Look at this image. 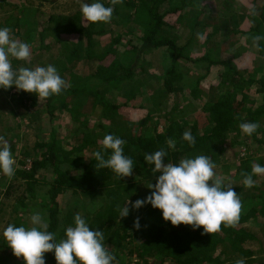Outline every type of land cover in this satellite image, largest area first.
Wrapping results in <instances>:
<instances>
[{
    "label": "trees",
    "instance_id": "16d2710c",
    "mask_svg": "<svg viewBox=\"0 0 264 264\" xmlns=\"http://www.w3.org/2000/svg\"><path fill=\"white\" fill-rule=\"evenodd\" d=\"M178 1L183 4V7L176 5L177 0H119L114 6L112 0H103L106 7L114 8L110 22H87L80 11L71 15L49 14L45 22H40L38 27L41 26V30L37 36L32 34L33 24L30 22L34 9L24 10L23 3L18 1L15 4V9H17L15 13L0 22V27H9L12 38H21V41L30 46L32 43L35 46L40 40V45L36 47V51L31 57L33 62L10 58L12 68L16 70L21 66L35 68L52 64L66 81V87L58 95L41 99L35 93L17 91L14 86L7 90L0 89L1 92L10 96V102L13 105V111L10 113L14 116L17 115L20 119L28 117L31 122H34L38 120V115H36L38 112L35 113L38 106L40 109L45 108L51 116L55 115V111L60 107L63 108L62 110H69V100H64V97L83 99L89 95L93 96L95 103L106 104V101H102L103 97L100 96L102 87L114 86L125 78H133L132 75L138 70H141L144 75L151 73L153 76L155 74V79H160L166 87L165 89L173 92L175 85L185 83V69H190L191 66L197 67L203 61H207L210 68L219 64L225 65L224 61L217 62L206 59V53H203L200 58L193 59L197 51L193 42L199 36V40L206 43L205 48L208 49L209 44L214 40V35H219L220 28L223 34L225 31L226 33L232 32L231 29L227 30L228 21L231 22V28L233 27L232 20L221 22L220 19L226 18L221 17L222 13L217 14V20L212 17L204 18V11L199 7L201 4L185 0ZM225 3L227 0H223L222 7L225 6ZM253 6L252 10L257 11L260 8V5L257 4ZM233 8L234 5L231 4L230 9L225 12L229 19L236 17ZM185 9H187L186 12ZM262 12L264 14V11ZM175 14L178 15L176 23L180 24L179 29L178 25L172 24ZM136 21L140 22V27L133 26ZM218 21H220L219 27L215 25ZM262 21L261 19L257 22L255 32L259 33V29L264 27ZM103 24L106 26L111 24L112 27H106ZM25 26H27L26 30ZM170 29L174 30L173 34L169 32ZM182 29L188 30L186 35L188 40L187 44H180V46L175 36L178 37ZM170 33L173 37L169 36ZM46 38L49 40L47 44H45ZM72 38L74 39L72 40ZM63 40L71 45L68 54H65L64 49L60 46ZM226 41V39L215 41L213 47H222ZM259 49L260 67H257V70H260L259 76L256 78L252 75L232 76L228 72L220 70L219 78L222 82L219 88H223V91L213 86L210 88V96L204 100L202 106L192 107L191 104L188 106L194 115L189 120V126L185 127L180 123L176 114L165 112L157 118L158 121L155 120L148 132L142 129L148 120H141L133 127L113 128L112 134L126 141L122 145L124 155L133 160L134 168L130 176L118 179L111 169L95 166L94 153L104 151L100 139L101 133L97 135L98 128L93 137L84 136L82 131L76 129L79 141L76 139L70 141L68 147L63 145L64 140L58 136L55 127H51L46 135L39 134V142L32 151H20L17 147H12V155L17 158L19 163L16 173L23 179L27 189L31 192L37 188L40 189L38 186L41 180L40 175L51 171L52 179L50 181L45 182V176L42 178L48 185L46 191L50 197V205H46L50 216L48 231L55 233L56 238L60 239L64 236L66 225L70 226L68 220L65 222L63 218L60 219V204L57 201L59 195L70 190L75 194L89 197L93 201L98 198L109 201L105 211L106 220H94L90 227L104 232L105 246L115 255L119 263L131 264L129 260H123L125 255L129 258L136 255L139 259L137 264H151L153 258L159 259L160 264L235 263L234 260L232 262L229 259L226 251L222 249L220 251L217 248L218 245L222 248L225 247L223 232H234V227L244 220L250 219L248 213H253V216L264 213V175L253 176L255 184L252 188L243 185L244 176L251 173L254 164L250 157L242 162L237 177L225 182L239 194L242 207L236 223L231 225L222 223L220 230L215 232L220 236L219 238L212 235L215 233H204L202 227L194 230L190 225L173 226L162 216L159 217L162 214L155 215L158 209L153 208L146 211L143 217L138 216L139 229L134 226V221L137 219L134 217L135 214L134 216L132 214L134 210H130L127 217H121L119 222L116 220L119 216L118 206H122L124 195L129 194L132 188L139 184L147 187L151 182L153 184L156 182L155 177L158 173L153 172L154 165L146 164L145 154L154 153L163 148L168 153L165 163H178L185 157L207 155L216 165L220 162L221 145L228 142L231 132L240 131L241 123H258L263 120L264 48H262L261 40ZM184 50L186 52L190 50L193 55L189 56L187 53L188 55L185 56ZM159 51L162 53V57L158 61L163 68L160 74L155 70V62L151 64L147 61L148 53L158 52L159 54ZM95 60H102V63L97 64ZM146 64H151V71L145 70ZM203 78L204 76L197 77L192 81V87H189V95L191 94L193 101L197 102L201 99ZM96 85H99L100 90L96 88ZM15 106L22 108L21 114L20 111L18 113L15 111ZM70 110L73 116H76V106H72ZM150 115L151 113L148 114V116ZM158 115L160 114L158 113ZM75 116L73 119L78 123V128L84 127L85 119L81 118L78 121ZM42 119L46 120V117L43 116ZM186 130L191 131L195 138V144L189 145L182 139V134ZM259 130L261 129L258 128L257 131ZM169 139L176 142L174 149L168 148L167 141ZM252 139L251 142L247 140L251 145L264 144L260 138L253 136ZM249 147L251 146L249 145ZM110 151L107 150V152ZM107 152L105 158H107ZM27 160L30 161L29 167ZM263 160L264 158L259 159L261 165H264ZM65 163L71 164L77 171L80 169L82 171L70 174L62 169V165ZM221 179L224 180L222 177ZM146 206L145 208H148ZM135 211L140 213L141 210ZM143 211L144 209H142ZM60 225L64 229L61 230ZM113 226L115 227L113 228ZM230 234L229 242L235 243V247L231 248L233 252L252 255V251H246L239 244L244 241L246 236L251 235L249 232H245L242 227V229H238L237 234ZM5 242V240L0 241V250L6 249L7 243ZM44 258L46 264H56L53 253H45Z\"/></svg>",
    "mask_w": 264,
    "mask_h": 264
},
{
    "label": "rangeland",
    "instance_id": "374dc122",
    "mask_svg": "<svg viewBox=\"0 0 264 264\" xmlns=\"http://www.w3.org/2000/svg\"><path fill=\"white\" fill-rule=\"evenodd\" d=\"M18 1L23 3L22 7L24 10L29 11L31 8L34 9L30 22L33 24L31 30L32 34H35V36H37L38 32L41 30V26L38 27L40 22H45L49 14L71 15L80 11L79 0H7L6 2L0 0V22H3L6 17L15 13L17 10L15 9V4H17ZM185 1L201 4L199 7L204 11V18L212 17V19L217 20V14L222 13L223 16L221 17L226 18L220 19L221 22L225 20H232V28L231 22L228 21L227 24V30L229 31L231 29L232 32L226 33L225 31V34H223L221 33L220 28L219 35H214L213 42L209 44V50L205 48L206 43L199 40V36L196 41L193 42L197 48L193 59L200 58L203 53H206V59L215 60L217 62L224 61L226 62L225 65L219 64L218 66H211L210 68L208 67L207 61H203L199 63L197 67L191 66L190 69H185V83L182 85H175L173 92L167 91L164 84H162V81L160 79H155V74H153V76L151 73L150 75L149 73L144 75L141 70H138L134 75H132L133 78H125L114 86L111 85L102 87L100 96L103 97L102 101H106L107 106L101 102L95 103L93 96L90 97L89 95H86L83 99H78L77 97L75 99L64 97V100H69L70 109L72 106H76L77 114L76 116L74 115L75 118L78 121L81 118L85 119V126H82L81 128H78V123L73 119L74 116L72 111L70 109L62 110L63 108L61 109V107L55 111V115L51 116L45 108L40 109V106H38V109L35 111V113L38 112L36 114L38 115L37 121L31 122L28 117L20 119L17 115L14 116L10 113V111H13L10 96L7 93L0 91V136L8 142L11 153L13 149L12 147H17L20 151H32L35 148V145L39 142V134H48L51 127L56 128L58 136L64 140L63 145L65 147H68L69 142L74 139L79 141V136L75 132L76 129L82 131L84 136L93 137L98 128L97 135L101 133L100 139L103 140V137L106 134H112L113 128L118 129L122 127H133L141 122V120H148V123L142 128L148 132L154 125L155 120L159 116H162L161 114L165 112H172L173 114H176L179 122L187 127L190 124L189 120L194 116L192 109L188 106H190V104L192 107L202 106L205 102L204 100H207V97L210 96V88L213 86H215L218 90L223 91V88H219L222 82L219 78L220 70L228 72L232 76L252 75L255 78L259 76L260 73L258 72L260 70H257V67H260L259 42L258 46L254 47L253 37L257 35L264 37V27L259 29V33L254 31L259 20L262 19V24L264 23V17H262V15H264L262 14L264 7H261V5H264V0H227L224 7H222L223 0ZM228 4L234 5L233 9L235 10L236 17L229 19L227 13H225L228 9H230V5ZM255 4L260 5V8H258L257 11L252 10L254 7L253 5ZM176 5L183 7V4L178 0ZM18 9L20 10V8ZM186 11L187 9H185V12ZM177 16V14L173 15L172 24L178 25L179 29L180 24H178V22L176 23ZM220 21H218L215 25L219 27ZM103 25L106 26V24ZM133 26L140 27V22L136 21ZM106 27H112V25L110 24V26L107 25ZM24 28L26 30L27 26ZM187 31L188 30L182 29L179 32L178 37L175 36V38L178 39L179 45L187 44ZM169 32L172 33L174 30L170 29ZM171 33L169 36L173 37ZM20 39L21 38L18 40ZM73 39L74 38H72V40ZM223 39H226L227 42L222 47H213V43L215 41H222ZM48 42L49 40L46 38L45 44ZM261 42L262 48H264V39H262ZM39 43L40 40L37 41L35 46L32 43L30 46L31 55L27 61H32L31 57L35 53L36 47H39ZM60 46L64 49L65 54H68L71 50V45L65 40L62 41ZM187 53L189 56L190 54L193 55L190 50L188 52L184 50L183 54L185 56L188 55ZM147 56V61H149V63L152 64L155 62V70L160 74L163 71V68L158 60L162 57V53H160V51L159 54L158 52L148 53ZM100 61L95 60L97 64H101L102 60ZM95 62L93 61V63ZM93 63L90 64L93 65ZM151 64H146L145 70L151 71ZM190 65H192V63H190ZM199 76H204L201 81V89L203 90V93L201 95V99L196 102L193 101L192 96H190L191 94L189 95V87H192V81ZM96 88L100 90L99 85H96ZM113 105L115 106L113 107ZM21 109L22 108L20 106L19 108L15 106V111L17 113L20 111L21 114ZM149 113H151L150 116H148ZM158 113L160 115H158ZM43 116L46 117V120L42 119ZM258 123L260 124L259 128L261 130L257 131L253 135H245L241 132V130L231 132L228 142L221 145V153L219 154L220 162L216 164L214 172L220 178H224L225 182L237 177V174L242 166V162L248 157L251 158L253 163H259V159L264 158V144L256 143L255 145H251V143L247 141L249 140L251 142L254 136V138H260V140H263L264 143V118ZM2 134L5 135L3 136ZM249 145L251 147H249ZM14 159L15 175L9 178L0 173V241L4 240L2 237L3 228L9 223L15 224L16 226L23 225L25 227H32L30 217L37 211L46 218L47 223H49L50 218L49 212L46 208V205H50V197L49 193L46 191L48 189V185L45 182L52 179L51 171L40 175L39 178L41 180L38 185L40 189L37 188L35 191L31 192L27 189L28 187L23 179L17 175L16 169L19 167V163L17 158L14 157ZM27 162L29 167L30 161L27 160ZM62 169L70 174L80 173L82 171L81 169L77 171L74 166L69 163L63 164ZM44 176L46 178L45 182L42 180ZM147 189L148 188L143 184L133 187L129 194L124 195L125 199L122 204L128 198L129 203L123 206L131 208V202H134L137 199H143L149 195L152 190ZM57 201L60 204V219L62 220L63 218L65 222L68 220L70 225L73 223L74 216L72 215H75L76 213H80L83 217H85L89 225L92 224L94 220H106L107 218V214L105 213L109 203L107 199L103 200L98 198L93 201L89 197H84L68 190L64 194L59 195ZM146 207L148 208H145V206L140 208V213L134 210L132 213L133 216L135 214L134 217H143L146 214L145 212L151 210L150 208H152L151 206L149 207V205ZM142 209H144L143 212ZM156 212L157 213L155 215L162 214L159 209ZM68 214L70 215L68 216ZM247 215L250 219L244 220V222L234 227V232H223V242L225 243V247L222 248L218 245L217 248H219L220 251L221 249L226 251L232 262L233 260L236 262L239 259H244L245 264H264V213H259L256 216H253V213H248ZM161 216L162 215L159 217ZM120 219L121 217L119 213L116 222H119ZM115 226H113V228ZM242 227L245 229V232H249L251 235L246 236L244 241L239 244L243 247V249H246V251H252V255L239 254V252H233V249H231L235 247V243L229 242L231 240L230 233H232V235L235 233L237 234L238 229H242ZM60 229L62 230L64 227L60 225ZM212 235L217 238L220 237L217 233ZM123 254L125 255L126 253ZM123 260H129L131 261V264H137L139 261L136 255H133L130 258L125 255ZM116 261L115 264H122L121 262L119 263L118 260ZM205 263L209 264V262ZM0 264H24V262L22 257L16 258L11 249L7 246L6 249L0 250ZM151 264H160V261L157 258H153ZM227 264H230V262Z\"/></svg>",
    "mask_w": 264,
    "mask_h": 264
},
{
    "label": "clouds",
    "instance_id": "9594fccd",
    "mask_svg": "<svg viewBox=\"0 0 264 264\" xmlns=\"http://www.w3.org/2000/svg\"><path fill=\"white\" fill-rule=\"evenodd\" d=\"M118 2L112 0V5ZM79 3L87 22L108 23L112 19L114 8L106 7L103 0H79ZM10 33L9 27H0V89L14 86L17 91L35 93L39 99L60 94L66 81L54 65L12 68L11 59L27 61L31 51L28 43L12 38ZM262 39L264 37L254 36L253 46L257 47ZM259 127L257 122L239 125L241 132L248 136L256 133ZM182 139L189 145L195 144L190 130L182 134ZM125 143L118 136L106 134L102 140L104 151L94 153L95 166L111 169L118 179L130 176L133 160L124 155L122 145ZM175 143L169 139L168 148L174 149ZM167 155L163 148L145 154L146 164L154 165L152 170L158 173L156 182L147 186L152 190L149 195L131 202V209L123 206L129 203V198L118 206L120 217H127L130 210L150 205L161 210L162 218L173 226L190 225L194 230L202 227L204 233L219 231L222 223L231 225L237 222L242 207L239 194L216 175V165L209 156L197 155L182 158L178 163H165ZM0 173L9 178L15 175V159L3 137H0ZM254 175H264V166L252 165L251 173L243 179L245 187L254 186ZM30 222L32 227L9 223L2 231L7 246L16 258H23L24 264H46L45 253H53L56 264H115V255L105 246L104 232L91 228L80 213L75 214L72 225L64 229V236L60 239L48 231L46 218L40 212H34ZM134 226L139 229V218L134 221ZM235 264H245V261L239 259Z\"/></svg>",
    "mask_w": 264,
    "mask_h": 264
},
{
    "label": "crops",
    "instance_id": "0c3cea01",
    "mask_svg": "<svg viewBox=\"0 0 264 264\" xmlns=\"http://www.w3.org/2000/svg\"><path fill=\"white\" fill-rule=\"evenodd\" d=\"M226 42H227V41H226ZM226 42H225V43H226Z\"/></svg>",
    "mask_w": 264,
    "mask_h": 264
}]
</instances>
